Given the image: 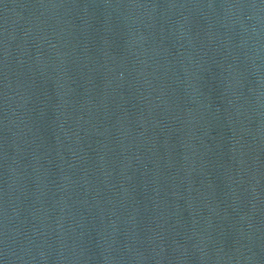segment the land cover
<instances>
[{
    "label": "water",
    "instance_id": "water-1",
    "mask_svg": "<svg viewBox=\"0 0 264 264\" xmlns=\"http://www.w3.org/2000/svg\"><path fill=\"white\" fill-rule=\"evenodd\" d=\"M0 264H264V0H0Z\"/></svg>",
    "mask_w": 264,
    "mask_h": 264
}]
</instances>
